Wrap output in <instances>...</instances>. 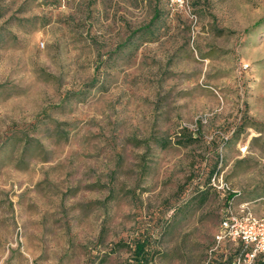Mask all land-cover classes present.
<instances>
[{
  "label": "rangeland",
  "instance_id": "rangeland-1",
  "mask_svg": "<svg viewBox=\"0 0 264 264\" xmlns=\"http://www.w3.org/2000/svg\"><path fill=\"white\" fill-rule=\"evenodd\" d=\"M189 4L0 0V264H264V0Z\"/></svg>",
  "mask_w": 264,
  "mask_h": 264
},
{
  "label": "built area",
  "instance_id": "built-area-1",
  "mask_svg": "<svg viewBox=\"0 0 264 264\" xmlns=\"http://www.w3.org/2000/svg\"><path fill=\"white\" fill-rule=\"evenodd\" d=\"M168 1L172 6L182 10L190 9L189 0ZM215 239L217 246L224 243L241 245L245 252L243 257L251 263L264 255V216H255L245 205H242L239 211H235L231 203L224 211L220 232Z\"/></svg>",
  "mask_w": 264,
  "mask_h": 264
},
{
  "label": "trees",
  "instance_id": "trees-1",
  "mask_svg": "<svg viewBox=\"0 0 264 264\" xmlns=\"http://www.w3.org/2000/svg\"><path fill=\"white\" fill-rule=\"evenodd\" d=\"M197 140V138L189 132L187 129H184L182 132V135L180 138L175 142L176 145L178 146H188L194 143ZM170 142L164 141L162 142V145L164 148H167L169 146ZM210 184V182H209ZM117 245H122V244H117ZM225 246V243L222 244ZM220 245V246H222ZM117 246V247H119ZM132 252V259L135 262V264H153V258L150 256V252L146 250V244L145 242H138L135 244V247L131 250ZM236 252L240 256H244L245 252H243V247L241 245L238 246ZM259 257H264V255H261ZM258 257V258H259ZM257 258V259H258Z\"/></svg>",
  "mask_w": 264,
  "mask_h": 264
}]
</instances>
